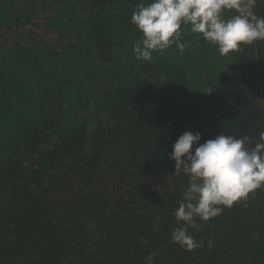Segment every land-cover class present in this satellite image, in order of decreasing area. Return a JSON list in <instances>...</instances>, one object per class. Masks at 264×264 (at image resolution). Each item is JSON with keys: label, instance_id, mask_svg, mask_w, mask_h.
Instances as JSON below:
<instances>
[{"label": "trees", "instance_id": "obj_1", "mask_svg": "<svg viewBox=\"0 0 264 264\" xmlns=\"http://www.w3.org/2000/svg\"><path fill=\"white\" fill-rule=\"evenodd\" d=\"M1 1L0 264H264V188L197 220L203 246L172 242L188 177L169 159L187 130L254 147L264 41L221 56L182 24L183 53L144 61L131 17L151 0H25L10 20Z\"/></svg>", "mask_w": 264, "mask_h": 264}, {"label": "clouds", "instance_id": "obj_2", "mask_svg": "<svg viewBox=\"0 0 264 264\" xmlns=\"http://www.w3.org/2000/svg\"><path fill=\"white\" fill-rule=\"evenodd\" d=\"M264 2V0H261ZM257 0H151L140 3L131 17V23L142 33V39L133 45L137 59L151 61L153 52L163 53L172 45L183 53L188 47L182 42L187 32L202 34L217 47L221 56L239 50L242 44L264 41V17L253 12ZM224 10L235 15L224 19ZM200 132L184 131L174 142L169 159L175 162L174 175L185 174L188 186L178 208L173 212L178 227L170 233L173 243L191 251L203 246L189 233L198 228L197 220L208 222L222 213V207L231 208L246 200L249 193L264 188V131L254 147L249 136L237 138L218 135L199 143ZM195 146V147H194ZM209 247L212 242L209 241ZM155 253L149 254L146 264H153Z\"/></svg>", "mask_w": 264, "mask_h": 264}, {"label": "rangeland", "instance_id": "obj_3", "mask_svg": "<svg viewBox=\"0 0 264 264\" xmlns=\"http://www.w3.org/2000/svg\"><path fill=\"white\" fill-rule=\"evenodd\" d=\"M25 0H3L1 1L2 3V13L3 16L7 19L10 20V18L13 16V12L16 9H20L21 5L24 3ZM13 30H24V28H22L21 26L18 29H15L14 25L12 27ZM34 29V28H33ZM36 31H39L38 29ZM10 34H15L17 32H8ZM10 36L11 35H6V37H0V45L2 44L3 41L9 40L10 41Z\"/></svg>", "mask_w": 264, "mask_h": 264}]
</instances>
